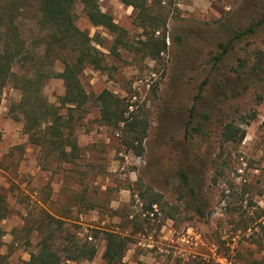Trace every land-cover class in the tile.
Masks as SVG:
<instances>
[{
	"label": "rangeland",
	"instance_id": "374dc122",
	"mask_svg": "<svg viewBox=\"0 0 264 264\" xmlns=\"http://www.w3.org/2000/svg\"><path fill=\"white\" fill-rule=\"evenodd\" d=\"M100 4L123 29V42L117 43V34L91 24L83 5L76 6L77 27L90 35L104 59L101 69L87 66L81 74L88 103L68 116L60 103L64 80L51 78L43 89L48 103L66 115L67 134L77 145L66 161L46 141L39 146L43 175L52 173L57 187L51 209L66 222L64 229L81 240L92 237L98 248L93 261L69 264H106L104 232L111 230L171 236L166 239L171 247H146L123 235L128 249L135 247L132 253L126 251L127 264H153L151 258L158 264H218L197 255L211 257L214 250L233 264L264 260V29L233 41L225 58L215 60L221 43L264 17V0H149L155 18L151 29H144L137 11L121 0ZM18 23L31 55L43 56L32 54L44 51L38 0H27ZM156 30L155 38L165 37L167 42L160 54L143 44L147 32ZM62 55L68 62L76 58L69 51ZM32 64L28 61V66ZM64 66L63 60H53L45 69L62 72ZM104 91L120 100L127 126L103 121L97 98ZM21 99L13 84L3 92L1 145L8 143L4 135L12 133L28 135L25 146L34 145L17 107ZM8 163L11 173L18 174L15 159ZM185 169L192 177L188 184L181 175ZM22 176L28 180L27 174ZM9 181L7 187L0 185L8 207L1 262L24 264L47 231L43 220L50 213L35 201L30 185L23 190ZM47 187L43 185L44 201ZM123 189L136 194L146 210L156 204V219L134 212V200L130 209H115V200L123 202ZM189 228L207 244L196 255L179 241Z\"/></svg>",
	"mask_w": 264,
	"mask_h": 264
},
{
	"label": "trees",
	"instance_id": "16d2710c",
	"mask_svg": "<svg viewBox=\"0 0 264 264\" xmlns=\"http://www.w3.org/2000/svg\"><path fill=\"white\" fill-rule=\"evenodd\" d=\"M148 1L121 0L124 5L131 6L137 11L138 20L144 29H151L154 26L151 20L155 18H152ZM26 2L27 0H0V106L4 90L13 84L22 94L17 107L22 112L25 132L31 136V141L41 147V143L46 141L59 153L60 158L65 161L71 160L77 145L72 139L73 135L67 134L70 122L66 120V115L60 113V107L49 104L43 97V89L51 78L64 80L66 89L60 98V103L62 107L68 109L67 115H72L70 111L83 108L90 99L82 83L81 74L87 66L101 69L104 62L102 55L94 47L90 35L77 27L75 8L78 4L83 5V12L91 24L117 34L119 44L123 42L121 36L123 29L115 23L111 15L103 12L100 0H38V24L44 33L42 37L44 51L32 52V54L44 55L32 56L18 23ZM262 29H264V17L247 29L237 31L230 42L221 43V53L215 58L216 62H221L225 58L231 50L233 41L241 42ZM157 31L147 32V41L143 43L144 47L154 54H160L167 49L165 37L155 38ZM66 51L76 54V58L71 62L65 61L62 54ZM53 60H63L65 66L62 72L55 70L49 72L45 69ZM28 61H32L33 64L28 66ZM21 67L27 68L22 74L20 70L18 71ZM97 99L105 124L127 126L122 104L114 94L104 91ZM244 136L245 132L242 138ZM68 148H71V152H68ZM138 154L140 155L141 152ZM181 175L185 184L192 179L187 169L183 170ZM189 190L194 192L192 187ZM7 209L5 198L0 194V249L5 236L2 223L8 216ZM198 211L200 214L203 213L200 208ZM45 221L47 231L41 235L37 250L30 254V260L24 264H69L85 260L93 261L96 258L98 248L89 240L90 236L85 240L79 239L77 234L64 229L66 222L63 219L51 214H46L43 222ZM104 236L106 249L103 258L106 264H127L124 262L128 249L125 238L112 231H105ZM57 241L59 244H56ZM2 257L0 254V264ZM249 264H264V260H255Z\"/></svg>",
	"mask_w": 264,
	"mask_h": 264
},
{
	"label": "crops",
	"instance_id": "0c3cea01",
	"mask_svg": "<svg viewBox=\"0 0 264 264\" xmlns=\"http://www.w3.org/2000/svg\"><path fill=\"white\" fill-rule=\"evenodd\" d=\"M195 3H198L199 0H192ZM3 139H7L8 143L7 145H1L0 144V185L3 184V186L7 187L8 183L11 182L10 180H13L14 183H16L21 189L26 190L25 187L27 185H30L29 188H31L30 192L33 190L32 194L35 195L36 197L32 196L35 198V201L44 207V209H47V211L57 217L58 216L53 209H51V206L55 203L54 201L56 200V192H57V187L55 186L56 183L52 179V173L48 172L43 175V168L42 164L39 159V155L41 154V149L39 148L38 145H27L29 143V136L24 135L22 133H16V134H10V135H4ZM12 149V150H11ZM14 156L15 161L19 164V172L18 174L11 173V169L9 166L8 162L13 161L12 159ZM28 175V180L25 181L23 180L22 175ZM43 175V176H42ZM44 179V183L42 182ZM43 185H47L48 187V192H47V198L44 200L41 199V196L43 195ZM122 197H123V202H117L115 200L114 202V207L115 209L118 207H131L130 201H135V205L133 208L136 210L134 212L136 213H141L139 209L137 208V202H136V194L131 193L130 189H123L122 190ZM143 217V215H142ZM146 219V218H145ZM6 220V219H5ZM112 232H115L123 237V235H128L124 234L122 232H119L117 230H111ZM164 231V230H163ZM146 236H141V235H128V237H134L135 239L139 240L140 245H144L146 247H152L154 244L157 245H166L168 247H171L170 244L167 243L168 240L170 239V234H165L164 237L162 235H159L157 238H154V235H147ZM124 238V237H123ZM105 240V239H104ZM147 241L148 244H145L144 242ZM106 242V241H105ZM106 249V246H105ZM135 250V247H131L127 249V254L132 253ZM194 252H196L197 248L193 249ZM185 251L189 252L191 250L185 249ZM105 252V251H104ZM98 254V253H97ZM104 255V254H103ZM125 258V257H124ZM153 264H158V259L157 258H151ZM139 261L143 263L142 261V255L139 256Z\"/></svg>",
	"mask_w": 264,
	"mask_h": 264
},
{
	"label": "built area",
	"instance_id": "2783aa9c",
	"mask_svg": "<svg viewBox=\"0 0 264 264\" xmlns=\"http://www.w3.org/2000/svg\"><path fill=\"white\" fill-rule=\"evenodd\" d=\"M136 201H137V208L142 213L144 218H146L148 220H155L156 219V217L159 213V208L156 204L153 205L150 210H146L145 205L143 204V202L139 199V197L137 195H136ZM89 240L92 241V238L89 237ZM179 241L188 246V249L191 250L190 253L192 255L197 254L196 252H194V250H193L194 248L198 249L200 247H206L207 246V244L202 240L201 236L199 234H196L191 228L187 229V231L180 236ZM212 254L213 255L211 257L206 256V255H202V254H197V255H200L205 260L213 259L218 264H233L232 260H230L229 258H226L224 256L218 255L215 252V250L212 251Z\"/></svg>",
	"mask_w": 264,
	"mask_h": 264
}]
</instances>
